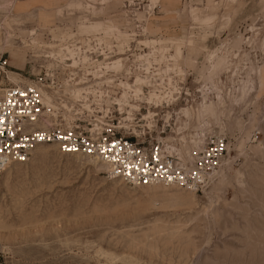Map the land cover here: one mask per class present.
I'll use <instances>...</instances> for the list:
<instances>
[{"label": "rangeland", "instance_id": "1", "mask_svg": "<svg viewBox=\"0 0 264 264\" xmlns=\"http://www.w3.org/2000/svg\"><path fill=\"white\" fill-rule=\"evenodd\" d=\"M84 34H100L110 62L122 61L105 67L107 79L132 110L150 97L142 96L147 82L127 80L137 76L244 86L251 94L237 112L231 97L229 108L222 98L198 97L167 112V138L178 145L195 147L190 140L202 131L226 132L234 144L205 193L110 179L90 157L55 145L0 167V264H264V0H0V86L27 83L42 67L60 70L70 51L87 61L58 38ZM12 51L21 60L3 66ZM64 80L57 93L68 100L102 81ZM151 104L150 118L160 108Z\"/></svg>", "mask_w": 264, "mask_h": 264}, {"label": "built area", "instance_id": "2", "mask_svg": "<svg viewBox=\"0 0 264 264\" xmlns=\"http://www.w3.org/2000/svg\"><path fill=\"white\" fill-rule=\"evenodd\" d=\"M89 37L90 45L85 41ZM98 37H101L100 34H84L81 41L75 40V37H67L65 40L58 37L71 47L75 45L80 54L83 52V55H87L88 60L78 59L77 65L73 66L72 60L66 57L63 62L60 61L63 64L60 70L42 67L38 73L29 74L28 79L33 83L0 86V117L3 118L0 123V161L26 163L37 146L56 144L62 153H80L101 159L110 166L106 173L108 178H120L129 185L166 183L195 193H205L213 184L214 174L223 167L224 160L234 144L233 137L226 132L214 131L207 133L203 141L189 151L171 150L166 137L174 129L171 119L167 118V112L175 113V110L170 108L173 104H186L190 99L194 101L198 97L222 98L227 108L229 107L226 98L231 97L230 107L237 112L240 107L238 101L251 94L249 90L245 89L244 95V86L230 88L229 79H214L217 86L213 88L211 79H152V76L147 79V84L142 85V96H147L150 91L156 89L161 96V103L158 111H155L150 119H146L142 111L148 113L152 108V104L146 100V105L138 110H132L127 104L121 110L116 102L117 95L112 87L114 82L107 79L112 78V75L108 74L112 70L106 71L105 68V64L112 60V48L99 42ZM49 44L45 45L49 47ZM6 62L7 58L3 60V66ZM139 66L138 72L144 68L142 63ZM103 71L105 75L99 76L98 73ZM79 75L83 79H102L95 86L97 100L88 99L90 108L77 113L86 118L64 120L60 114L61 110L47 107L41 89L59 85V79H77ZM195 91H198L199 96ZM129 99H133L132 96H129ZM129 110H132V119L128 118ZM55 112L58 115H54ZM116 114L120 117L117 118ZM142 121L143 123H140ZM36 124L40 126H34ZM9 131L12 132L11 135L8 134ZM258 135V130L252 132V138L256 139ZM66 136L68 139H63ZM113 140L117 150L111 153L102 152V148H111ZM73 148L74 150H71ZM89 149L91 151H88ZM110 155H118L119 159L113 161L105 158ZM120 161L137 164L141 170L127 169ZM145 166L147 171L143 170ZM168 175L172 176L171 180L167 179Z\"/></svg>", "mask_w": 264, "mask_h": 264}, {"label": "bare ground", "instance_id": "3", "mask_svg": "<svg viewBox=\"0 0 264 264\" xmlns=\"http://www.w3.org/2000/svg\"><path fill=\"white\" fill-rule=\"evenodd\" d=\"M159 50L162 51L163 48L160 47ZM69 55H70V58L69 59L72 60L73 65L75 66L77 64V60L75 58L74 52H71L70 51ZM21 58H22L21 55H19V54L15 53L14 51H12L11 54H10V57H9V59H7V62L6 63L16 64V63H18V61L21 60ZM63 58H65V57H63ZM83 59L84 60H87L88 58H87V56H83ZM107 65H109L110 68H112V69H119V68L123 67V63H122L121 60H116V61L108 62V63L105 64V67ZM103 72L105 74V71H103ZM141 80L147 82V79H141ZM135 81L137 82V77H136ZM27 82L33 83V81L31 79H28ZM16 84H20V83H16ZM96 84H98V82ZM125 87H128L129 90L131 91V85L129 83H126L125 84ZM54 89H56V90H54ZM58 90H60V87L59 86L54 87V88H51V89L42 88L41 89V92H42L43 98L45 100V103H46V105H47V107L49 109H52L53 108V109L58 110V111L63 110L61 115L64 118V120H71L73 118V115H75L77 113H81L84 109H89L90 108V106H89L90 100H88V99L97 100V98H96V92H97V90H96L95 87H92L91 89L89 88L87 90L86 89H83L81 91L75 90L74 91L75 94L72 97L73 98L72 100H70V99L68 100L67 97H65V95H63V94H58L57 93ZM132 90L135 91L136 94H137V90H138V92L142 91L140 86L139 87H136L135 89H132ZM77 93L79 94L78 96H77ZM153 94H155V95H153ZM153 94H150V93L148 94L150 96L149 97V100H152L153 99L152 101L156 105H159L161 103V96L159 95V93L157 92V90L156 91L153 90ZM124 96H125V93H123L121 96H118V97L115 98V100L120 105L121 109H123V107L125 105ZM167 102H170V100H168ZM58 111H57V113H58ZM129 112L132 113L131 110ZM57 113L55 112L53 114L54 115H58ZM150 116H151V113H148L146 115L147 118H150ZM34 126H40V125L39 124H36ZM206 134L207 133H205L204 131H202L200 133H196L191 138L190 142L192 144H194L193 146L196 147V146H198L203 141V139L206 136ZM166 141H167L168 147L171 150H174V151L176 150V151H179V152H182V151L183 152H186V151H189L192 148V146H190V145L189 146H186V145H178L173 140H171V138L168 139L166 137ZM43 145H45V146L46 145H49V146L55 145V146H57L56 144H41V145L37 146L34 149V151L40 150L41 148L45 147ZM57 148H58V146H57ZM57 148L56 147L55 148L53 147L52 149H57ZM57 150H59L61 152V150L59 148ZM63 154H65V153H63ZM66 155H71V156H75V157H90L91 159H89V160L93 161V164L96 167L104 168L106 171H109L110 170V166L106 162L101 161V159H99V158H95V157L83 155V154H80V153H72V154H66ZM11 163H19V162H15V161H12V162L0 161V167L4 168L8 164H11ZM224 164H225V160H224ZM223 167H224V165H223ZM223 167L214 174V176H213L214 177V180H215L216 176L218 175V173L221 172V170L223 169ZM110 179H112V178H110ZM113 179H115L117 181L118 180L119 181L121 180L120 178H113ZM136 186H138V185H136ZM149 186H152V187H165L166 188V187H177L178 185H175V184H166V183H154V184H150Z\"/></svg>", "mask_w": 264, "mask_h": 264}, {"label": "snow or ice", "instance_id": "4", "mask_svg": "<svg viewBox=\"0 0 264 264\" xmlns=\"http://www.w3.org/2000/svg\"><path fill=\"white\" fill-rule=\"evenodd\" d=\"M137 83H145V81H142L140 78H139V76H137ZM139 94V92H138V90H137V95ZM79 94L77 93V96H78ZM152 101L151 100H149V103H151ZM121 110H123V109H121ZM129 119H131L132 118V113L131 112H129V117H128ZM3 122V118L2 117H0V123H2ZM109 131H111V129H109ZM0 134H2V133H0ZM9 135H11L12 134V132L11 131H9V133H8ZM41 138H43V137H41ZM63 139H68V137L66 136V137H64ZM71 150H74V148L73 149H71ZM114 150H117L116 149V142L113 140V142H112V146H111V148H107V147H105V148H102L101 149V151L102 152H105V153H111V152H113ZM0 151H2V149H0ZM88 151H91V149H89ZM21 159H23V157H20ZM106 159H111V160H113V161H116V160H118L119 159V157H118V155H110V156H106L105 157ZM156 157H153V159H155ZM120 163H122V164H124V167L125 168H127V169H132V168H136V170L137 171H140L141 170V168H140V166L139 165H137V164H134V163H126L125 161H120ZM144 171H147V168H146V166L144 167V169H143ZM157 171H159V170H157ZM167 179L168 180H171L172 179V176L171 175H168L167 176Z\"/></svg>", "mask_w": 264, "mask_h": 264}]
</instances>
